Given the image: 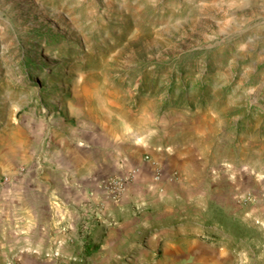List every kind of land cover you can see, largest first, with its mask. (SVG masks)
<instances>
[{
  "label": "rangeland",
  "instance_id": "rangeland-1",
  "mask_svg": "<svg viewBox=\"0 0 264 264\" xmlns=\"http://www.w3.org/2000/svg\"><path fill=\"white\" fill-rule=\"evenodd\" d=\"M61 115L175 149L264 233V0H0V167Z\"/></svg>",
  "mask_w": 264,
  "mask_h": 264
},
{
  "label": "crops",
  "instance_id": "crops-1",
  "mask_svg": "<svg viewBox=\"0 0 264 264\" xmlns=\"http://www.w3.org/2000/svg\"><path fill=\"white\" fill-rule=\"evenodd\" d=\"M187 159L126 123L61 115L44 150L0 167V264H264L248 212L185 191ZM132 169L107 197L103 180Z\"/></svg>",
  "mask_w": 264,
  "mask_h": 264
},
{
  "label": "built area",
  "instance_id": "built-area-1",
  "mask_svg": "<svg viewBox=\"0 0 264 264\" xmlns=\"http://www.w3.org/2000/svg\"><path fill=\"white\" fill-rule=\"evenodd\" d=\"M146 159L150 160L149 156H145ZM135 170L132 169L124 175L109 176L103 180V187L106 189V195L112 200L118 199L124 192L126 185L131 182L134 178ZM161 175V169L155 167L154 176L159 178Z\"/></svg>",
  "mask_w": 264,
  "mask_h": 264
},
{
  "label": "trees",
  "instance_id": "trees-1",
  "mask_svg": "<svg viewBox=\"0 0 264 264\" xmlns=\"http://www.w3.org/2000/svg\"><path fill=\"white\" fill-rule=\"evenodd\" d=\"M30 61L28 59H25V63L24 64H27L29 63Z\"/></svg>",
  "mask_w": 264,
  "mask_h": 264
}]
</instances>
